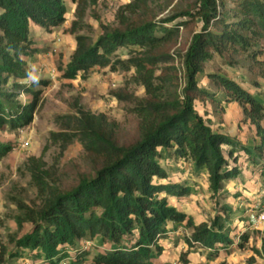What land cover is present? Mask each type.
<instances>
[{"label":"trees","instance_id":"obj_1","mask_svg":"<svg viewBox=\"0 0 264 264\" xmlns=\"http://www.w3.org/2000/svg\"><path fill=\"white\" fill-rule=\"evenodd\" d=\"M173 1L132 0L118 8L113 24H99L93 40L80 34L86 28L87 0H0V130L13 132L31 121L39 105L35 89L39 82L20 81L28 78V64L39 51L34 41L37 29L51 33L62 26L69 12L67 3L75 5L69 31L76 47L63 78L73 80L80 75L86 79L94 68L133 71L131 80L144 90L142 98L123 90L109 92L126 103L134 118L133 136L125 140L122 124L78 105L70 114L54 119L59 131L50 134V141L62 151L78 142L83 155L65 165L56 178L45 169L43 156L27 159L25 167L36 188L37 203L18 202L14 221L18 228L24 223L32 227L21 238H11L14 250L0 247V264L25 256V251L27 259L37 263L62 264L69 259V250L78 256L85 250L76 245L94 240L109 247L94 256V264H161L154 261L164 251L161 241L169 231L168 223H185L192 229L187 240L190 248L199 245L215 254L220 245L230 243L225 230L231 211L220 206L219 199L224 197V187L241 174L235 153L248 148L215 132L197 111L196 102L210 107L222 101L236 104L242 121L255 127L262 144L264 104L258 94L219 73L205 74L204 65L214 55H236L248 61L252 74L264 81V60L259 58L264 56V0H193L185 10L174 5L169 16L156 20L159 11ZM178 18L187 20L171 26ZM194 21L199 31L183 56L184 86L180 89L169 50L176 46L179 28ZM120 49H129L127 58H113ZM202 74L217 92L198 84ZM259 80L252 86L263 87ZM22 93L31 97L29 103L18 100ZM223 111L220 108V114ZM261 144L256 148L259 155ZM11 150V145L0 143V159ZM161 152L207 173L210 197L217 207L209 223L195 224L169 204L168 196L180 199L189 189L162 183L168 176L159 162ZM256 254L264 258V238Z\"/></svg>","mask_w":264,"mask_h":264},{"label":"rangeland","instance_id":"obj_2","mask_svg":"<svg viewBox=\"0 0 264 264\" xmlns=\"http://www.w3.org/2000/svg\"><path fill=\"white\" fill-rule=\"evenodd\" d=\"M130 1L132 0H94V2L87 0L88 9L84 19L86 28L80 34L88 35L95 40L99 34V24H113L118 8ZM192 2L193 0H174L168 8L165 7L166 2H162L165 8L159 11L156 20L169 16L170 9L174 5L177 6V10H185ZM67 4L69 12L62 26L53 28L51 33L37 29L36 34L41 36H36L34 41L39 51L28 64V78L20 81L26 84L32 81L39 82L35 88L38 91L39 105L33 112L31 121L13 132L7 128L0 130V143L12 146L11 152L0 159V247H5L9 252L14 250V244L9 242L11 238L14 236L21 238L32 227L28 223H24L21 228L16 226L14 221L18 213L16 204L21 202L33 206L37 203V191L25 167L27 159L43 156L45 169L56 178L55 174L58 175L65 165L78 160L83 155V149L78 142H73L62 151L59 144L50 141V134L59 131L54 119L60 115L70 114L78 105L96 114L103 113L110 121L122 124L125 128L123 137L125 140L133 136L134 118L128 114L126 103L112 98L109 92L123 90L137 98L144 96L143 88L131 80L133 71L123 72L118 69L116 72H110L108 69L94 68L89 71L86 79L81 78L80 75L73 80L63 78V72L76 47L75 36L69 31L74 20L75 5ZM185 20L187 19L178 18L171 26L180 25ZM198 31L196 21L180 27L176 46L169 50L171 65L176 69L180 89L184 86L183 56L193 34ZM128 51L129 49H120L113 58L125 59ZM259 58L264 60V56ZM204 73H219L239 82L244 88L258 94L257 97L264 104V81L252 74L249 63L245 59L236 55L232 57L230 54L214 55L204 65ZM255 80H259L263 85L258 88L259 90L251 84ZM197 81L202 88L217 92L205 75H199ZM43 82L47 83L43 84ZM218 98L222 99L221 94ZM18 100L29 103L31 97L22 93ZM206 106L196 102L197 111L208 119L212 129L230 137L234 143L241 144L243 148H248V151L241 149L235 153L238 158L236 166L241 174L237 180L224 187L222 191L224 197L219 199L220 206L226 205L231 211L228 228L225 230L230 243L220 245L215 254L199 245H193L190 248L187 240L191 237L192 229L186 227L185 223H168L169 231L161 241L164 251L154 262L161 264H264V258L256 254V250H260L261 239L264 238V229H250L248 214L252 203L256 200V195L259 194L260 189L264 188V174L261 172V169H264V138L261 144L255 127L242 121L241 109L234 103L222 101L215 107L206 108ZM211 108L213 110L216 108L219 112L209 114L212 111ZM220 108L225 110V115L221 116L224 118L223 125L219 122ZM261 125L264 127V120ZM260 144L263 146L262 156L256 149ZM161 154L159 162L168 176L162 183L182 184L189 189L188 195L180 199L168 196L169 204L191 217L195 224L209 223L215 216L217 207L215 200L210 197L207 173L194 169L192 164L186 161H175L173 156L164 152ZM241 235L247 237L246 241L240 239ZM75 248L85 251L77 256V252L69 250L68 256L71 261L67 259L62 261V264H68L78 258L79 264H94V256L104 254L109 247L99 240H94L78 244ZM24 253L25 256L16 257L8 264H40L30 257L27 259L28 251ZM83 253L87 255L81 257ZM4 259L7 260V256Z\"/></svg>","mask_w":264,"mask_h":264},{"label":"built area","instance_id":"obj_3","mask_svg":"<svg viewBox=\"0 0 264 264\" xmlns=\"http://www.w3.org/2000/svg\"><path fill=\"white\" fill-rule=\"evenodd\" d=\"M248 214L250 217V229H264V188L260 189L259 194L256 195V200L252 203Z\"/></svg>","mask_w":264,"mask_h":264},{"label":"crops","instance_id":"obj_4","mask_svg":"<svg viewBox=\"0 0 264 264\" xmlns=\"http://www.w3.org/2000/svg\"><path fill=\"white\" fill-rule=\"evenodd\" d=\"M36 32H38V31H36ZM39 33H40V32H39ZM36 35H37V36H41L40 34H39V35L36 34ZM258 90H259V89H258ZM206 105H207L206 108H208V107L210 106L209 104H206ZM234 105H236V104H234ZM236 106H237V105H236ZM237 107H238V106H237ZM211 109H212V108H211ZM213 112H215V111L212 109V111H211L209 114H212ZM207 113H208V112H207ZM209 114H207V115H209ZM223 114L225 115V110L223 111V113L220 114V121H219V122H220L222 125H223V122H224V118H223V117L221 118V116H222ZM224 115H223V116H224ZM244 123H248V124H250L249 122H244ZM252 126H253V125H252ZM253 127H254V126H253ZM217 133H220V132H217ZM221 134H222V133H221ZM231 183H232V182H231ZM229 184H230V183H229ZM258 191H259V190H258ZM207 250H208V249H207ZM208 251H209V250H208Z\"/></svg>","mask_w":264,"mask_h":264}]
</instances>
